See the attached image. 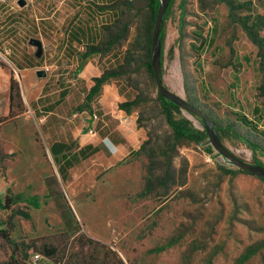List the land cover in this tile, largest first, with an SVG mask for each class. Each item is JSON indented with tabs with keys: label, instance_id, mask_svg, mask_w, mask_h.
Listing matches in <instances>:
<instances>
[{
	"label": "rangeland",
	"instance_id": "obj_1",
	"mask_svg": "<svg viewBox=\"0 0 264 264\" xmlns=\"http://www.w3.org/2000/svg\"><path fill=\"white\" fill-rule=\"evenodd\" d=\"M195 35L204 42L199 53L189 49L200 41ZM145 46L141 37L125 55L135 69L121 78V90L122 103L140 98L130 108L147 144L101 174L82 165L61 175L41 143L19 75L0 72V200L22 196L0 209L7 235L0 238V264H31V252L45 257L38 264H264V180L219 156L208 134L198 143L174 139L154 78L144 66L136 68L146 59ZM161 62L167 89L239 135L219 132L220 143L242 161L264 166V0H173L162 28ZM29 79L36 93L47 76ZM229 113L248 115L256 129ZM174 116L206 131L185 109ZM31 196L38 208L26 202Z\"/></svg>",
	"mask_w": 264,
	"mask_h": 264
},
{
	"label": "crops",
	"instance_id": "obj_2",
	"mask_svg": "<svg viewBox=\"0 0 264 264\" xmlns=\"http://www.w3.org/2000/svg\"><path fill=\"white\" fill-rule=\"evenodd\" d=\"M148 1L26 0L13 7L0 0L1 75L7 70L19 75L25 101L40 124L41 143L66 175L82 165H90L94 174L117 168L146 139L136 110L131 107L127 113L118 105L123 102L121 78L135 68L126 67L125 55L150 25ZM123 29L126 32L118 39ZM31 39L41 42L39 57ZM120 66L125 73L111 76L90 101V109L84 107L94 79ZM39 70L47 79L32 93L29 78ZM87 123L98 133L90 134L94 129ZM64 126L69 127L67 132Z\"/></svg>",
	"mask_w": 264,
	"mask_h": 264
},
{
	"label": "trees",
	"instance_id": "obj_3",
	"mask_svg": "<svg viewBox=\"0 0 264 264\" xmlns=\"http://www.w3.org/2000/svg\"><path fill=\"white\" fill-rule=\"evenodd\" d=\"M161 0H149L148 1V9L150 12V19H149V28L148 30L144 33V41L146 43L145 46V50H146V59L142 62H140L139 64H137L136 68L140 67L141 65L144 66L146 68V70L149 72V74L153 77V71L151 68V61H150V57H151V37H152V31H153V26H154V20H155V15L157 12V8L160 4ZM173 0H171L168 4L167 9L172 5ZM228 6L231 8V2L227 3ZM167 9L166 12L164 14V18H163V23L161 26V31H160V39H161V44H162V28H163V24L164 21L167 17ZM230 16H232L231 10H230ZM126 32V29H123L121 34L118 35V39L123 38L124 33ZM247 33L250 35L251 33L249 31H247ZM200 41H195L197 43V45L195 44H190L189 45V49L190 47L193 48L197 53H199V49H202V46L204 45V42L202 40V37L200 35H195ZM139 40H137L138 42ZM210 42H212V39H210ZM89 52V51H87ZM172 52V47L169 49V54ZM161 59V56H160ZM126 63H128V61H125ZM127 67V64H126ZM161 67H162V62H161ZM125 67L120 66L117 70L114 71H105L100 77L95 78L94 79V85L90 88V90L88 91V93L86 94L85 97V102L83 104L84 107H88L90 109V101L95 98L98 94L99 91L102 87V85L109 80V78L113 75H117V74H123L125 73ZM121 69V70H120ZM135 69V68H134ZM120 70V73H119ZM161 75H162V71H161ZM154 78V77H153ZM12 87L10 90V99L12 100ZM157 101L160 105L161 108V112L164 115L165 121L168 124V126L172 129L173 132V136L175 140H178L180 138H185L194 142H200L203 141L206 137H207V133L206 131H196L194 130L190 125L187 119H177L174 116V112L178 111L181 107L175 105L172 101H170L169 99H166L162 96H160L157 93ZM140 102V98H135L132 101H128L125 103H119L118 107L120 109L125 110L127 113L130 112V106L132 105H138V103ZM258 109L256 107L253 108V114L256 115L257 114ZM229 115H233V119L236 120L237 122H239L240 124H242L243 126H246L247 128H249L251 131H254L256 128L254 126V122L253 121H249L247 119V117L245 115H240V114H233V113H229ZM139 125V123H138ZM140 126V125H139ZM229 132L232 133L236 136H239L237 134V132L230 126V125H225L223 127H218L216 126V132ZM259 132H263V131H259ZM262 136V135H261ZM147 144V141H144L140 148L137 151H134L133 154H137L139 152V150L143 149L144 146ZM246 144L253 150L256 151L257 149H260L259 145L254 143V142H249L246 141ZM261 152H264V150L261 149ZM56 161V159H55ZM256 165H261L263 166L260 162H255ZM59 171L61 173V175H66L64 173V168L59 167ZM245 172V171H244ZM248 173V172H246ZM264 180V179H263ZM21 195H14V196H10V195H6L4 197L3 200H0V209H9L13 204H15V201L18 200L19 198H21ZM27 203H29L30 205H32L35 208L39 207V204L37 202V198L35 196H31L29 198L25 199ZM0 238H7L6 235V230L0 228ZM29 256V255H28Z\"/></svg>",
	"mask_w": 264,
	"mask_h": 264
},
{
	"label": "water",
	"instance_id": "obj_4",
	"mask_svg": "<svg viewBox=\"0 0 264 264\" xmlns=\"http://www.w3.org/2000/svg\"><path fill=\"white\" fill-rule=\"evenodd\" d=\"M171 0H161L160 4L157 8V12L155 15L154 20V26L152 31V37H151V68L153 71V77L157 86V93L172 101L175 105L181 107L182 109H185L190 114L197 116L201 122L204 125V128L206 130V133L208 134L210 138V142L213 145V147L216 149L217 153L222 157L226 158L231 164L236 166L237 168L248 172L254 176H257L259 178L264 179V166L256 165V164H249L241 159H239L237 156H235L233 153H231L229 150H227L219 141L217 137L216 132V125L211 121V119L206 116L204 113L201 112L199 108H197L195 105L190 103L189 101L181 98L177 94L173 93L169 89L165 87L162 81L161 77V39H160V31L161 26L163 23L164 14L166 12V9L168 7V4ZM17 4L19 6L25 5V0H16ZM30 43L36 47V56H40L42 53V45L41 42L37 39H31ZM38 76H44L45 72L42 70L37 71Z\"/></svg>",
	"mask_w": 264,
	"mask_h": 264
},
{
	"label": "built area",
	"instance_id": "obj_5",
	"mask_svg": "<svg viewBox=\"0 0 264 264\" xmlns=\"http://www.w3.org/2000/svg\"><path fill=\"white\" fill-rule=\"evenodd\" d=\"M96 116H93V119H96ZM90 134L94 135V131L89 130L88 131ZM220 156V155H219ZM28 259L30 261L31 264H38L39 262L43 261L45 259V257H43L42 255H40L39 253L36 252H31L28 256ZM50 264H58V263H50Z\"/></svg>",
	"mask_w": 264,
	"mask_h": 264
}]
</instances>
